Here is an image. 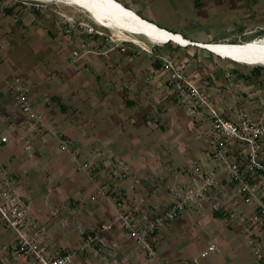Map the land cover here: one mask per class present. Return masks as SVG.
Wrapping results in <instances>:
<instances>
[{
	"label": "crops",
	"instance_id": "obj_1",
	"mask_svg": "<svg viewBox=\"0 0 264 264\" xmlns=\"http://www.w3.org/2000/svg\"><path fill=\"white\" fill-rule=\"evenodd\" d=\"M113 1L157 28L194 43L227 41L237 34L251 33L253 28L264 31V0ZM168 15L187 25L177 31L159 25V22L167 23ZM224 25L230 31L226 35L221 34ZM28 43L15 56V64L9 61L0 67V75L5 73L8 79L0 100L13 105L7 87L13 84V77L23 73L21 77L31 85V99L41 109L45 125L52 130L49 133L43 130L33 138L32 149L26 150L23 139H17L15 133L3 126L5 129L0 133H7L9 142L0 143V188L14 189L28 203L30 213L45 232L47 254L81 251L74 255L72 264H197L191 255L194 243L207 240L209 245L217 240L220 252H216L221 253L218 264H257L251 248V259L241 255L238 235L226 230L222 222L216 223L214 213L204 215L200 209L202 218L189 226L186 216L190 215V208L173 222L177 224L175 227L170 224L158 235L155 255L145 256V251L136 247L132 235L117 218L115 195H123L128 202L145 201L137 220L142 223L143 217L152 216L157 209H166L172 201L174 194L169 192V184L177 168L188 167L194 160L213 168L215 161L208 154L210 146L206 147L202 137L197 136L196 127L189 129L188 117L181 121L180 114L166 112L164 108L163 112H152L147 90L161 87V82L136 78L137 71L150 68L146 64L133 61L114 65L121 80L137 84L121 91V87H114L121 83L120 76H116L117 83L109 86L103 81L108 69L106 57L96 59L86 55L90 59L89 68L85 67L88 73L76 78L69 72L70 67L66 68L71 52L62 57L58 44L53 50H42L35 48L30 40ZM11 46L5 56L14 55L19 47ZM115 56L131 60L130 55L119 52ZM51 63L53 66H49ZM51 72L53 77L49 75ZM4 113L7 121L17 123L14 106ZM12 117L15 121L9 120ZM150 118L157 119L158 127L153 128ZM62 140L68 142L65 150L59 148ZM93 161L98 165H118L123 176L115 180V186H109L115 194L99 196L92 202L98 180L93 181L92 175L80 168L83 163ZM208 216L214 221L205 222ZM101 224H112L111 229L100 231ZM14 238L12 231L2 230L0 226V264H33L29 257L14 256Z\"/></svg>",
	"mask_w": 264,
	"mask_h": 264
},
{
	"label": "rangeland",
	"instance_id": "obj_2",
	"mask_svg": "<svg viewBox=\"0 0 264 264\" xmlns=\"http://www.w3.org/2000/svg\"><path fill=\"white\" fill-rule=\"evenodd\" d=\"M165 19L167 23L159 22V25L173 31H177L181 26L187 25V22L180 23L174 21V17L171 15L165 16ZM71 21L76 24V30L68 33L67 27L72 25ZM30 22H32V24ZM29 23L33 29L29 27ZM221 28L222 35H226V32H230L225 30V25L221 26ZM91 30L94 31L88 33ZM250 32L251 33L248 34H237L235 37L223 42L239 43L264 37L263 30L253 28ZM9 33L11 34L10 36L8 35ZM125 34L127 35L126 39L119 37L116 31L102 27L82 9L67 5L58 0H0V67L6 65L9 61L15 64V56L21 53L24 47L23 44L29 45V40L35 48L37 46V48H42V50H53L52 48L58 44V47L61 48L60 53H63L62 57H65L66 54L71 52V58L69 59L67 56L69 65L66 68L70 67L69 72L72 71V74L75 75L76 78H82L83 74L88 73L89 69H85V67L87 66L89 68L90 59H86V55H88V57H96V59H99L100 56L106 57V61H103L108 65V69L104 72L102 77L103 81L105 84H108V86L117 83V75L120 76L119 78L121 80V75L118 74V71L116 72L114 65L132 63L133 61L144 63L150 68L147 69L146 67L137 71L138 74L136 78H140V80L154 78L160 79L161 82V87L147 90L150 91L148 101L153 105L151 108L152 112L154 114L159 111L163 112L162 108H164L166 112H171L173 114L176 112L180 114L179 118L181 121L188 117L189 121L187 122L191 124L189 125V129H195L196 127L198 129L197 136L202 137L206 147L210 146V148H208V154L210 155L209 159L213 162L215 161L213 168H206L205 163L199 161L201 169L208 172H218L224 169L231 161L237 160L239 151L244 150V147H246L238 141H231L233 149L229 152L227 151L228 154L225 159L214 157L216 153L222 154V152L215 147L211 121L214 116L231 115L233 120L239 123L241 114H246L250 119L249 122L253 126H260L264 122V66H249L233 62L229 59H221L213 53L195 45L182 47L171 41L156 43L151 42L144 36L131 37L130 34ZM227 35H230V33H227ZM132 39H136V41ZM216 40L217 39H214V41ZM13 44L19 45V47L14 50V55L5 56V54L12 49L11 45ZM74 48L83 51L86 50L87 54L82 56V59L78 61L74 59L77 62H72L71 50ZM155 50H157V53H155ZM116 52L130 55L131 60H126V57L125 59L121 56L116 57ZM156 62L160 63L157 65L155 64ZM52 63L55 62L53 61ZM52 63L49 66H53ZM151 64L153 65L151 66ZM147 71H149L148 75ZM52 72L54 73V71ZM52 72L49 73L51 77L56 74ZM19 74L21 75L13 78H23L21 76L24 74L21 72H19ZM179 75L183 77L186 82L190 83L192 87L198 90V96H192L188 91H184L188 95L185 94L184 97L180 96L179 91L175 89L177 84H174L175 78L178 79L177 76ZM4 76H6L5 73L0 75L1 94L4 84L8 83V79ZM23 79L25 80L26 78ZM10 80L11 79H9V81ZM26 81L31 88L27 79ZM117 84L118 85L114 87H121V91L128 90L131 86H137L136 83H128L123 80H121V83ZM183 84L185 90H187L185 86L188 85L186 83ZM11 86L12 84L7 88L10 89ZM145 87L149 89L147 84ZM8 98L9 97L6 99ZM9 99H11V97ZM7 101L8 100L5 101V99L2 101L0 100V132L4 131L2 129L5 126L8 128L12 125V122L7 121V119L3 117V113L6 112V110L9 111L11 106L15 107V104L12 102L13 105L9 106ZM166 107H168V109H166ZM39 110L41 111V109ZM5 116L7 115L5 114ZM16 118L18 119L14 117L13 119L9 118V120H16L17 123L13 122L14 125L20 124L22 119L18 115H16ZM149 120L153 128L158 127L157 119L150 118ZM44 128H46L48 133L52 130V128L46 125L43 129ZM24 142L25 141L22 142L23 146ZM31 149L32 146L29 150ZM262 157L264 158V141ZM90 163V167H86L85 171L92 175L93 181L98 180L97 187L93 185L95 189L93 188L92 202L99 196H112V193H114L113 188L109 189V186L112 184L115 186V180L123 176V173H121L122 169L120 167L118 168V165L115 167V164L112 165L111 163L108 165H98L95 161ZM181 168H183L184 171H182ZM181 168H177L174 171L169 184V192H172L174 196L177 191L185 185L188 178L192 176V168L190 166ZM125 175L128 174L124 173V176ZM185 177L186 181H184ZM223 178L221 187L215 196L216 199H210L206 202H194L192 206L187 207L190 208V215L186 216V223H188L189 226H193L197 223L199 218L203 216V214L199 213L200 209L204 215L207 212L214 213V215L215 213H219L215 215V218H217L216 223L222 222L226 230H232L234 231L232 233L238 235L239 252H242V256H248V258L251 259V247L248 237L244 235V229L238 227V224H243L242 221L245 220L243 212L246 205L242 202L243 194L238 193L237 190L232 192L234 188L232 185L233 183L230 181V175L225 174ZM174 196H172L173 199L169 202L166 209L176 200ZM212 201L218 202V208L215 209V212L209 209ZM166 209H157V213H154L150 217H143V221L145 218L153 219L158 214L165 212ZM219 210H221V212ZM181 214L176 220L180 218ZM231 214H234V216H232L234 219L231 217ZM138 215L139 213L136 214L137 217ZM33 220L37 222L35 218H33ZM176 220L168 223L165 227H168L170 224L175 227L177 224L173 222H176ZM212 221L214 220H211L210 217L209 220H205L207 223H211ZM142 223L138 222L139 225H142ZM233 223L237 224V230H234L236 227L234 228L231 225ZM201 225H203V223ZM165 227L154 234L160 235ZM1 229L4 230L2 226ZM12 232L15 234L14 231ZM15 239L16 234L12 241V245ZM210 243L214 242L211 241ZM207 246V240H199L197 244L194 243L191 252L192 258H195L197 264H218L221 259V253H217L220 252L219 247L217 252H209L205 257H201V252L206 250ZM217 246H219L218 243Z\"/></svg>",
	"mask_w": 264,
	"mask_h": 264
},
{
	"label": "built area",
	"instance_id": "obj_3",
	"mask_svg": "<svg viewBox=\"0 0 264 264\" xmlns=\"http://www.w3.org/2000/svg\"><path fill=\"white\" fill-rule=\"evenodd\" d=\"M67 27L68 33L76 30V24ZM75 24V25H74ZM94 30L89 31L92 33ZM99 33V32H96ZM131 41V40H130ZM72 49V62L82 59L87 51ZM82 52V53H81ZM77 61H75V60ZM175 77V76H174ZM175 78L176 90L180 96L184 97V91H188L192 96H198L199 92L186 82L180 75ZM187 90L184 88V84ZM182 84V85H181ZM30 86L26 79L15 78L12 86L8 89L9 95L15 104L17 115L22 119L20 124L10 125L8 130L15 133L16 138H22L24 148L29 150L34 137L40 135L43 130L47 131L44 116L37 104L31 99ZM246 114H241L240 122L233 120L231 115L214 116L211 121L212 136L215 140V147L221 153H216L214 157L225 159L227 151L232 150L231 141H238L244 144V150H240L237 160L231 161L224 169L218 172H208L202 170L200 163L194 160L190 167L192 176L188 178L185 185L176 193V200L170 204L165 212L158 214L153 219L145 218L142 225L138 224L137 213L141 211L142 200H131L130 202L120 194H117L114 203L118 209V219L122 221L124 229L130 233L134 239L136 247L145 251V256L155 255V247L158 245V234L168 223L176 220L188 206L195 202H206L216 199L223 176L230 175L233 183V190L242 193V202L246 205L243 215V224H238L243 228L245 236L250 242L251 253L256 259L257 264H264V158L262 157L264 141V122L260 126H253ZM51 132V130H50ZM25 134L28 137L25 139ZM9 142L7 133H0V143ZM68 142L60 141L59 148L65 150ZM90 162L82 164L81 169L90 167ZM184 171L183 168H181ZM186 181V177L185 180ZM218 202L212 201L209 209L215 212ZM221 212V210H219ZM234 214H231V217ZM247 217V218H246ZM28 203L23 196L14 189L4 186L0 188V223L4 230L14 231L16 239L12 245L16 258H31L33 264H72L75 254L80 252L66 253L63 255H49L46 253V238L43 227L33 220ZM233 218V217H232ZM234 219V218H233ZM232 219V220H233ZM112 224H101L99 230L109 231ZM234 228L237 224H231ZM237 230V227L234 229ZM81 249H83L81 247ZM218 251L217 240L210 243L206 250L201 252V257H205L209 252ZM131 264V263H126Z\"/></svg>",
	"mask_w": 264,
	"mask_h": 264
},
{
	"label": "bare ground",
	"instance_id": "obj_4",
	"mask_svg": "<svg viewBox=\"0 0 264 264\" xmlns=\"http://www.w3.org/2000/svg\"><path fill=\"white\" fill-rule=\"evenodd\" d=\"M70 6L85 11L96 23L106 29L117 32V35L126 39L127 34L144 36L151 42H174L182 47L195 45L203 48L221 59L249 66H264V37L251 39L239 43L212 42L193 43L178 34L161 30L153 24L144 21L133 12L123 8L113 0H58ZM130 37V36H128ZM136 41V39H132Z\"/></svg>",
	"mask_w": 264,
	"mask_h": 264
},
{
	"label": "trees",
	"instance_id": "obj_5",
	"mask_svg": "<svg viewBox=\"0 0 264 264\" xmlns=\"http://www.w3.org/2000/svg\"><path fill=\"white\" fill-rule=\"evenodd\" d=\"M231 43H236V42H231ZM217 214H219V213H215V215H217Z\"/></svg>",
	"mask_w": 264,
	"mask_h": 264
}]
</instances>
